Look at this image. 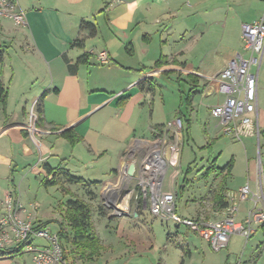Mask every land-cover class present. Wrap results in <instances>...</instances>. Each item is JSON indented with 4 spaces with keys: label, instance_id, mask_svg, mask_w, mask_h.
I'll return each mask as SVG.
<instances>
[{
    "label": "crops",
    "instance_id": "0c3cea01",
    "mask_svg": "<svg viewBox=\"0 0 264 264\" xmlns=\"http://www.w3.org/2000/svg\"><path fill=\"white\" fill-rule=\"evenodd\" d=\"M16 2L18 9L26 15V24L16 27L10 21H0V60H2L0 80L9 91L6 106L0 104V218L5 212L6 201L10 199L14 204L19 205L17 213L21 219H34L40 225H45L39 210L47 199L48 189L45 188L46 191L41 192L43 187L41 181L47 176L44 165H49L53 169L61 167L75 178L88 183H98L95 186L98 189L101 187L103 190L111 184L121 188V184L124 185L126 182L121 169L129 149L138 142L152 141L165 131L167 123L181 117L184 120V127L179 140L184 147L190 140V134L185 135V128L187 123L191 122L190 115L194 110L195 97L205 93L208 97L218 95L221 101L213 107L224 101V96L218 91L213 92L212 95L207 94L208 79L223 71L235 55L242 51L241 25L252 23L264 15V0H111L110 2L107 0H16ZM181 4L189 6L190 12L185 17L197 23L193 28L195 30L198 27L201 39L205 34L220 28L221 46L224 39L227 42L224 43L225 46L223 45L226 51L223 65L213 74L202 71V64L198 68L183 62L181 55L184 52L181 47L171 48L169 54L162 53L158 59L155 52L151 54L150 34L146 30L149 25L157 28L160 39L165 44L164 47L171 45L170 42L177 45L172 24L181 17V8H178ZM234 6L239 9V13L236 12L238 16L232 12ZM203 11L205 12L201 13ZM202 14L206 19L204 32L201 29ZM231 15L238 20L237 43L233 46L228 42ZM100 17L105 21L115 40L114 46L105 44L104 48L99 49L100 28L97 21ZM83 23H91L95 26L94 36H90L87 30H82ZM143 24L147 26L145 30L141 28ZM191 31L185 29L184 32L182 31L185 34L184 39L189 32L192 33ZM77 39L84 40L83 48L71 47ZM193 39L194 42H199L198 37ZM91 51L95 53L89 56L85 64L78 66L76 74H71L63 55L65 54L68 60L75 64L80 57L90 54ZM100 52L108 54V64H101L98 61L97 54ZM162 57L169 62L157 67L156 64ZM262 70H264V58L260 73ZM174 75L178 76L179 81H190L192 83L189 84L190 90L194 89L196 94L191 106L183 102L186 94L180 97L178 103L172 101V112L164 111L165 99L163 94H159L155 81L163 79V76L170 78ZM189 76L196 78L197 81H191ZM44 94L45 98L42 102L44 122L40 126L37 107ZM157 96L160 98L159 105H155ZM32 106L37 120L30 128ZM156 106L158 107L155 108ZM213 107L210 108V112ZM256 120L260 130H264V88L261 91L259 82ZM215 121V127L219 132L215 136L210 132L206 133L209 141L223 136L219 121L216 119ZM53 126L59 127L60 130L54 131ZM67 130H73L82 138V142L72 146L62 137V133ZM246 139L254 140L257 149L261 140V152V146L264 144L261 135L259 140L256 137ZM36 150L41 153V157L32 169L38 176L39 187L27 204L24 202V197H27L26 192L21 191L20 186L15 184L14 174L26 157L36 155ZM251 162L249 158L248 167ZM252 168V173L248 172L247 181L250 185L255 182L254 187H256L258 177L255 164ZM227 187L229 189L228 183ZM241 187L243 186L234 189V194L237 195ZM93 192L97 191L94 189ZM167 192L171 191L167 190ZM231 195L233 194L229 189V198ZM246 202L249 203L244 201L240 205ZM248 209L249 207L241 209L240 219L245 216ZM135 216L137 217V214ZM258 230H262L264 237V225L257 227L256 233ZM262 256L264 250L260 258ZM67 259L69 263V257Z\"/></svg>",
    "mask_w": 264,
    "mask_h": 264
},
{
    "label": "rangeland",
    "instance_id": "374dc122",
    "mask_svg": "<svg viewBox=\"0 0 264 264\" xmlns=\"http://www.w3.org/2000/svg\"><path fill=\"white\" fill-rule=\"evenodd\" d=\"M107 1L110 2L111 0ZM178 8H181V17L172 24V31H175L174 36L178 41L177 45H173L170 42L171 45L164 47L165 44L160 39L161 36L154 25L147 27L143 24L141 26L144 30L147 27L146 30L150 34L149 45L152 51L151 54L155 52L158 59L162 53L169 54L171 48L178 49V47H181L182 52H184L181 55L183 62L188 65L193 64L198 68L202 64V71L213 74L215 70L221 69L226 57L224 43L227 42L224 39V46H221L222 34L220 28L205 34L201 39L198 27L195 30L193 28L197 23L191 18L185 17L190 12L189 6L181 4ZM232 12H235L236 15V12L239 13V9L234 6ZM230 17L228 42L233 46L237 43L238 20L232 15ZM0 21H10L14 26L19 27L10 19L0 18ZM97 22L100 28L99 49L101 47L104 48L105 44L114 46L115 40L103 18L100 17ZM201 22L203 25H201V29L204 32L206 31L204 28L206 22L204 14L201 16ZM184 29L192 30V33L189 32L185 39ZM195 37L199 38V42L193 41ZM240 45L241 49V41ZM177 78V75L170 78L163 76V79L155 81L159 94H163L165 99L164 111L172 112V101L174 100L178 103L180 97H184V95L189 93V84L192 83L190 81H179ZM259 88L263 91L264 70L259 76ZM159 101L160 98L157 96L155 105H159ZM220 101L221 97L218 95L208 97L206 93L195 97L193 102L194 110L190 115V140L182 148L178 164L168 169L164 180V190H169L177 195V211L184 217L199 219L202 216L213 222L223 218L221 211H215L211 204L213 188L216 187L218 181L215 182V175L210 178L205 177V173L210 166V159H217V166L224 168L234 158L233 174L231 173L232 177L228 181L229 189L233 195L234 189L245 186L248 183V172L252 173L254 164L257 177L258 169L264 171V149L261 150L259 155L257 144L252 139H244L243 143H240L230 137L219 136L211 147H208L209 140L206 133L210 132L211 135L215 136L219 132L215 127L216 121L210 114V108ZM182 127H184V120H182ZM169 135L171 139L173 131H170ZM147 137H149V134ZM260 143L262 144L261 140ZM40 155L41 153L36 150V155L26 157L23 164L19 165V168L16 169L17 172L14 174L15 184L18 187L20 186L21 191L26 192L27 197H24V202L27 204L39 187L38 176L32 168L38 164ZM249 158L252 160L250 167H248ZM189 169L191 172L186 176L185 173ZM185 178L187 179L186 182ZM135 185V181L131 180L125 182L124 185L121 184V188L111 184L110 187L106 186L102 190L101 187L98 189L94 186L85 187L66 184V187L72 193L91 203L93 207V226L104 244L100 257L89 262L73 259L70 256V248H68V264H238L239 261L242 263L248 262L257 253V247L264 241L262 230H258L248 243H245L242 237L235 236L227 249L214 252L209 244L202 240L198 234L185 227L177 228L171 222H163L154 218L150 214L149 208H145V206H143V209H139L140 204L137 205L134 196L130 197L129 215L120 216L116 212V206L120 201L121 206L125 203L128 206L127 197L135 190ZM251 186L255 189V182ZM41 189V192L46 191L43 187ZM94 189L97 191L95 195L91 194ZM46 194L47 199L40 208L39 214L45 226L49 227L52 232H57L60 228L59 224L63 222V215L59 211V207L71 197L56 187L48 188ZM240 207L242 210L246 207L248 208L250 207V202L241 204ZM135 214H137V217ZM36 244L42 246L45 242L37 240ZM29 263L30 256L27 254L19 255L14 253L0 258V264ZM257 264H264V256L260 258Z\"/></svg>",
    "mask_w": 264,
    "mask_h": 264
},
{
    "label": "built area",
    "instance_id": "2783aa9c",
    "mask_svg": "<svg viewBox=\"0 0 264 264\" xmlns=\"http://www.w3.org/2000/svg\"><path fill=\"white\" fill-rule=\"evenodd\" d=\"M0 18L10 19L19 27L26 24V15L18 9L16 0H0ZM241 38L242 51L223 71L208 79L207 94L218 91L224 96V101L213 107L210 114L219 121L223 136L243 143L248 137L259 140L261 135L256 113L259 73L264 58V15L252 23H243ZM97 58L101 64L109 63L105 52L98 53ZM36 120L33 106L30 128ZM170 131H173L171 139ZM181 133L182 121L175 119L167 123L165 131L152 141L138 142L129 149L121 173L126 182L135 181V190L127 197L128 207L123 208L120 201L116 212L120 216L129 215L130 197L134 196L137 205L149 208L154 218L191 230L208 242L214 252L227 249L233 236H241L247 243L256 233V228L264 225V171L259 170L255 189L247 183L239 189L238 196L231 195L228 207L221 211V220L213 222L202 216L199 219L181 216L177 211V195L164 190L168 169L178 164L183 148L179 140ZM258 153L260 155L259 145ZM130 166H134L133 176L128 175ZM244 201L250 202V207L240 219V203ZM19 208L10 199L5 203V212L0 218V253L11 250L15 254H27L30 256L29 264H68V250L59 233L37 224L34 219H21L17 213ZM37 240L45 244L37 245Z\"/></svg>",
    "mask_w": 264,
    "mask_h": 264
},
{
    "label": "trees",
    "instance_id": "16d2710c",
    "mask_svg": "<svg viewBox=\"0 0 264 264\" xmlns=\"http://www.w3.org/2000/svg\"><path fill=\"white\" fill-rule=\"evenodd\" d=\"M107 7V6H106ZM82 30H87L90 36H94L96 33V28L91 23H83ZM84 40L77 39L71 47H80L83 48ZM91 54H86L80 57L75 64H72L67 56L64 54L63 58L67 64L68 70L71 74H76L77 68L80 64H85L87 59ZM166 58L162 57L156 64L157 67H161L164 64H168ZM2 60H0V65ZM191 81H197L196 78L189 76ZM179 80V79H178ZM207 87V84L204 86ZM196 92L194 89H191L189 93L185 96L183 102L187 106H191V102ZM9 91L4 83L0 80V104L6 106L8 101ZM45 94L41 97L40 103H38L37 112H38V124L43 125L44 122V111H43V100ZM181 121L183 118H180ZM54 131L60 130L59 127L53 126ZM190 124L187 123L185 128V135L189 133ZM62 137L65 138L72 146L77 145L82 142V138L79 137L73 130H67L62 133ZM261 138L264 142V130H261ZM216 139L210 140L208 147L215 142ZM264 149V144L261 146V150ZM234 167V159H232L228 165L224 168H219L217 166V159H210V166L205 173L206 178H210L212 175H215V182L218 181L215 188H213V194L211 197L212 208L215 211H223L229 205V189L227 187L228 180L231 176L232 170ZM44 171L47 176L44 177L41 181V185L44 188L58 187L62 190L64 194L70 196L71 199L67 200L65 204L60 205L59 211L63 215V222L59 224V236L60 239L64 242V246L68 250L70 248V256L79 261L89 262L93 261L95 258L100 257L101 251H103L104 246L102 244L100 235L94 229L92 222L93 207L88 201L79 198L74 193H72L66 184L71 185H82V186H97L98 183H88L82 179L73 177L69 171L59 167L51 168L49 165H44ZM191 170L189 169L185 175L187 176ZM187 179L185 178V182ZM91 194H96L92 192ZM139 209H143L142 205H139ZM139 214V213H137ZM264 250V241L258 246L257 254L252 258V260L246 264H256L259 260L261 253ZM14 251H7L0 253V258L14 254ZM69 257V252H68ZM66 256V259L68 258ZM68 260V259H67Z\"/></svg>",
    "mask_w": 264,
    "mask_h": 264
},
{
    "label": "water",
    "instance_id": "95a60500",
    "mask_svg": "<svg viewBox=\"0 0 264 264\" xmlns=\"http://www.w3.org/2000/svg\"><path fill=\"white\" fill-rule=\"evenodd\" d=\"M259 146H260V142H259ZM133 174H134V166H130V168L128 169V175L133 176Z\"/></svg>",
    "mask_w": 264,
    "mask_h": 264
},
{
    "label": "bare ground",
    "instance_id": "6f19581e",
    "mask_svg": "<svg viewBox=\"0 0 264 264\" xmlns=\"http://www.w3.org/2000/svg\"><path fill=\"white\" fill-rule=\"evenodd\" d=\"M119 193V192H118ZM115 201V200H114ZM126 202V201H125ZM122 207H126L127 208V204H122Z\"/></svg>",
    "mask_w": 264,
    "mask_h": 264
}]
</instances>
